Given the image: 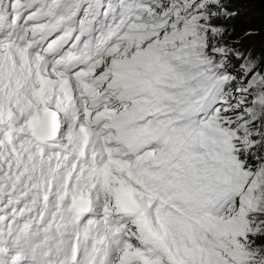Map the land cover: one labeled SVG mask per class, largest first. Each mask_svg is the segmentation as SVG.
<instances>
[{"label":"snow or ice","instance_id":"obj_1","mask_svg":"<svg viewBox=\"0 0 264 264\" xmlns=\"http://www.w3.org/2000/svg\"><path fill=\"white\" fill-rule=\"evenodd\" d=\"M245 2L0 0V264H264Z\"/></svg>","mask_w":264,"mask_h":264},{"label":"rangeland","instance_id":"obj_2","mask_svg":"<svg viewBox=\"0 0 264 264\" xmlns=\"http://www.w3.org/2000/svg\"><path fill=\"white\" fill-rule=\"evenodd\" d=\"M259 0H246L245 3H241V9H242V15L241 17H245V16H249V13L250 11H254L255 9H250V10H247L248 9V5L249 4H253V3H256L258 2ZM247 21H249L250 23H246L245 21V25L244 27H241L240 29H238V32H242L245 28H248L246 26H250L251 25V21L250 19H247ZM264 26V21L261 23V27ZM251 27V26H250ZM254 28V27H252ZM257 30H260L261 28H255ZM245 44L249 45V46H252V47H255L257 49V51H259V49L261 47H264V32L261 33L260 36H257V37H254V38H248L244 41Z\"/></svg>","mask_w":264,"mask_h":264},{"label":"trees","instance_id":"obj_3","mask_svg":"<svg viewBox=\"0 0 264 264\" xmlns=\"http://www.w3.org/2000/svg\"><path fill=\"white\" fill-rule=\"evenodd\" d=\"M252 5H255L252 7V9H255L254 11H250L249 16H243L240 17L237 21V29H240L241 27H244L245 21L246 23H250L247 21V19H250L251 21V27L254 28H261V23L264 21V7H261L259 5V1L256 3H253ZM246 26V27H250Z\"/></svg>","mask_w":264,"mask_h":264}]
</instances>
